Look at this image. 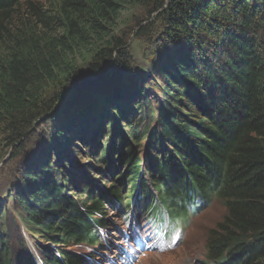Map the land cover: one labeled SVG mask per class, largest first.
Listing matches in <instances>:
<instances>
[{"label": "trees", "instance_id": "16d2710c", "mask_svg": "<svg viewBox=\"0 0 264 264\" xmlns=\"http://www.w3.org/2000/svg\"><path fill=\"white\" fill-rule=\"evenodd\" d=\"M134 1L161 26L145 71L134 70L124 38L111 34L129 0H0V139L17 164L12 211L40 264H92L107 213L120 209L131 220L125 199L134 216L144 210L154 224L183 228L217 203L224 216L205 235L208 258L264 264V0ZM84 52L92 56L82 61ZM109 75L120 77L110 87ZM86 81L71 106L52 112ZM159 89L164 105L149 108L147 92ZM141 110L142 119L155 112L154 138L135 133ZM120 122L127 133L116 126L103 147L104 123ZM144 133L145 156L137 155L129 140ZM3 206L0 264H37L26 247L14 257Z\"/></svg>", "mask_w": 264, "mask_h": 264}, {"label": "rangeland", "instance_id": "374dc122", "mask_svg": "<svg viewBox=\"0 0 264 264\" xmlns=\"http://www.w3.org/2000/svg\"><path fill=\"white\" fill-rule=\"evenodd\" d=\"M47 6H49L50 3H53L55 0H42ZM157 15L151 14L149 10L142 8L139 4L135 3L134 0H129L128 3L124 5L123 10L120 13V16L116 20L114 24V30L111 32L112 35L121 36L124 38L126 47H128L129 55L131 57V63L134 68L137 71H145L148 70L147 64H145L144 60V54L150 50H147L148 44L151 46V41L154 40L156 35L159 32V29L161 28L160 24L157 21ZM142 26L143 28H150V32L144 37L142 35H137V33L140 31L139 26ZM159 25V26H158ZM149 35V36H148ZM148 36V37H147ZM148 38V39H147ZM92 54V53H91ZM117 55V54H116ZM92 55L89 53L84 52L82 56V61L85 59H89ZM78 61H81L80 59H77L73 62V64H79ZM85 64V63H84ZM86 66V65H85ZM118 70H121L118 68ZM120 79L119 76L115 75H109L106 77L105 85L112 86L116 81ZM109 82V83H108ZM108 83V84H106ZM151 91L147 92L149 93V102H151L150 107L152 108L153 103L156 108L160 106H163V96L162 91L159 89L156 93L150 94ZM182 105L185 103L184 98H180ZM129 103L127 101H124L119 105V112L122 111L123 113L128 112L127 105ZM143 110H141L142 112ZM140 111L135 112V117H141V121L137 120L138 122L133 124V127H135V133L137 135L141 134V131H146V129L154 133L158 129V125L155 126V112L152 116H148L150 114H145L144 118L142 119L143 112ZM159 112V110H158ZM190 114V113H189ZM117 117V116H116ZM131 119V118H130ZM129 122V121H128ZM116 126H118V129L121 131L123 129V134L127 133V124L125 125L124 122H120L118 125H115L113 128L110 126L111 129H107L106 124L103 125V135H101V139L98 141L101 144L103 143V147H108V144H110L109 135H111L116 131ZM148 127V128H147ZM117 129V130H118ZM109 131V133L106 136V132ZM150 133V134H151ZM146 133H144V136L140 142H134L133 140H129V142L135 147V152L137 155H144L145 151L142 149L143 143L147 144V137L145 136ZM152 139V137H150ZM128 142V143H129ZM86 149L87 146H83ZM77 148H79V144H77ZM146 148V146H145ZM80 149H82L80 147ZM77 151V150H76ZM89 152V150H86ZM84 152V150H83ZM99 155V151L97 152ZM82 155V154H81ZM80 157V155H78ZM75 157V156H74ZM88 159L86 155H83L82 158L78 159V169L83 166V164L87 163ZM16 162H14L11 159V149L10 147L0 139V202L6 207V211L3 215V223L6 224V228L9 233L8 239L11 241V247L14 253V257L17 258V260L20 261L23 257H25V253L23 251V248L26 247V251L28 252L29 256L33 259H35V262L37 264L39 263L38 258L35 256V246L33 245V242L29 235L27 234V230L24 226L20 225L19 215L18 212L12 211V201L10 200L11 195L8 192L9 185L11 182V176L14 175L15 169H16ZM121 169V168H120ZM80 170V169H79ZM123 170V169H121ZM115 172L112 173L114 175ZM109 173H105V175H100L99 177L102 179L100 182L102 185H108L111 184L109 182L111 178H108ZM116 176V174L114 175ZM126 198V197H125ZM78 199H82V196L78 197ZM9 201V203H8ZM8 203V205H7ZM129 203L130 209L133 210L131 212V220L128 219L127 222L123 220V215L126 214V212H120L121 210L118 209L117 211H109L107 213V229L110 233V240L113 242L114 246H110V251L107 250H100L97 254V257H95V262H92V264H198L202 262V254H203V246H204V240L205 235L208 233V231L215 227L218 222L221 221V219L224 216V211L222 207L217 203H209L206 207H203L200 211L196 212L194 215L192 214L190 217V220L185 225V229L182 233V237L179 241V243L172 246L170 249L168 248L169 252L167 253L165 249L161 250V253H159L156 250H150L147 248L150 243H147L144 245L145 248H139L134 240L133 247L127 248V250H123L122 246V237L124 234V231L127 230L128 227H130V230L135 229V232L137 231L138 236L142 234L144 238L148 235H151L152 230V223L150 222V216L141 213H137L134 216V204L133 199L130 197L124 202L122 201V204ZM3 206V207H4ZM149 207V206H148ZM147 207V208H148ZM125 210V209H124ZM129 210V209H128ZM122 214V215H121ZM136 222L137 226L134 227V223ZM137 236V237H138ZM143 242V239H141ZM113 248V249H112ZM74 249H80L79 247H76ZM130 252L133 253V256H131ZM118 254L115 258L112 257V255Z\"/></svg>", "mask_w": 264, "mask_h": 264}, {"label": "water", "instance_id": "95a60500", "mask_svg": "<svg viewBox=\"0 0 264 264\" xmlns=\"http://www.w3.org/2000/svg\"><path fill=\"white\" fill-rule=\"evenodd\" d=\"M109 65H110V63H107L104 66H101L100 68L95 69L94 75H97L99 73L104 72L109 67ZM92 77H94V76H92ZM86 84H87V81L80 84L79 87L75 90L68 89L66 99L59 101V103L55 106V108L52 112H58V111L66 108L68 106H71L75 102V100L78 99L79 96L83 93L84 87ZM64 92H66V87L64 88Z\"/></svg>", "mask_w": 264, "mask_h": 264}]
</instances>
